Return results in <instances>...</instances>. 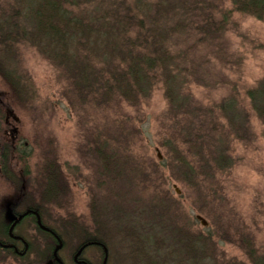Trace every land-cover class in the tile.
Listing matches in <instances>:
<instances>
[{"label": "rangeland", "instance_id": "374dc122", "mask_svg": "<svg viewBox=\"0 0 264 264\" xmlns=\"http://www.w3.org/2000/svg\"><path fill=\"white\" fill-rule=\"evenodd\" d=\"M10 1L15 4L0 0V22L12 11ZM211 1L218 4L226 33L206 47L198 36L175 37L188 52L186 67L200 76H188L183 92L190 98L186 113L170 111L161 84L138 109L125 101L105 106L91 96L82 99L66 70L35 45L25 38L8 42L0 35L3 224L9 221L8 205L20 199L46 200L44 169L55 163L62 172L60 189L50 202L40 203L47 219L59 232L71 233L75 219L97 228L96 207L106 217L112 215L113 223L103 225L112 264H128L126 244L118 241L126 227L164 245L156 257L169 264L174 258L179 262L176 254L188 259L177 248L185 242V232L201 238L210 254L200 250V264L264 260V121L247 95L264 79V22L236 10L231 0ZM108 3L92 0L88 5ZM8 73H15L20 84H10ZM231 100L236 115L225 111ZM234 118L243 123L239 131L230 123ZM6 145L12 149L2 154ZM219 153L224 157L218 163L214 157ZM16 232L37 245L44 242L30 217ZM67 241L59 254L64 264H75V248ZM100 253L92 245L83 257L99 264ZM0 264L24 262L7 255Z\"/></svg>", "mask_w": 264, "mask_h": 264}, {"label": "trees", "instance_id": "16d2710c", "mask_svg": "<svg viewBox=\"0 0 264 264\" xmlns=\"http://www.w3.org/2000/svg\"><path fill=\"white\" fill-rule=\"evenodd\" d=\"M13 2L15 4L11 1L9 3L12 11L5 14L0 22V35L5 41L12 42L11 40L18 41L25 38L47 58L54 60L66 70L74 89L82 99H89L91 96L92 100L100 99L105 106H111L113 102L125 101L127 105L138 109L152 95L153 87L161 84L164 96L170 104V111L186 113L190 98L184 97L183 92L186 82L189 81L188 76L195 75L196 79L200 76L195 73V69L186 67L188 52L178 46L179 42L175 37L194 35L198 36L197 41L201 44L206 43L211 46L217 37H221L227 31L224 19H219L216 10L218 4L214 5L211 0H130L125 4L123 0H109L107 6L101 4L89 6L92 0H15ZM231 2L236 10L264 22V0H231ZM223 14V17H228L226 12ZM1 41L3 42V39ZM14 74L8 73V81L15 87L20 82ZM4 75L6 76L7 73L4 72ZM247 95L257 116L264 121V79L258 86L249 90ZM233 104H235L234 100L226 103V113L228 111L230 115H236V107ZM224 118L229 117L225 115ZM229 120L239 131L243 125L242 121L235 118ZM9 149L12 148L6 145L5 150ZM223 157V153H219L214 159L219 163L223 161ZM44 175L46 179L43 181L42 189L46 200L43 199L40 203L50 202L51 196L60 189L59 176L62 172L59 166L50 163L46 165ZM40 203L35 199L28 200L22 203L23 206L20 204L14 209L39 210L42 223L55 230L64 244L69 239L75 249L89 242H102L108 248L109 241L105 236L103 225L113 220L112 215L106 217L103 211L96 207L94 221L97 228H91L84 221L75 219L73 226L69 223L73 228L72 234L64 233L59 232L61 229H56L57 227L49 222L45 215L46 207ZM37 230L45 236L44 242L42 245H37L28 240L30 247L21 258L24 264H45L52 255L55 244L59 242L58 238L51 236L46 230L39 227ZM75 230L80 232L75 233ZM110 230L120 234V230L111 228ZM184 234L185 242L178 243L177 248H182L188 259L185 260L176 254L179 262L174 258L171 264H200L202 255L200 250L206 252L204 244L200 241L201 238L192 232ZM121 236L118 241L120 244H126L128 264L170 263L156 257V254L159 255L158 250L163 251L165 246H157L148 236L132 231L129 227L125 228ZM6 239H8L7 228L0 221V241L4 243ZM92 245L101 252L99 264H102L105 257L103 246L91 244L85 249ZM171 252H175L173 246ZM7 255L16 257L15 253L0 247V259H5ZM211 256L216 258V254ZM108 264H112L111 253ZM259 264H264V260Z\"/></svg>", "mask_w": 264, "mask_h": 264}, {"label": "flooded vegetation", "instance_id": "af4514ba", "mask_svg": "<svg viewBox=\"0 0 264 264\" xmlns=\"http://www.w3.org/2000/svg\"><path fill=\"white\" fill-rule=\"evenodd\" d=\"M8 122V121H7ZM8 124V123H7ZM2 154H8V150H5V151H2ZM5 159L8 158V156H5L4 157ZM6 163V162H5ZM7 164V163H6ZM20 204H22L21 202V199L20 200H17L16 201V205H12L13 208H15L16 206H19ZM15 206V207H14ZM25 211L27 210H24V211H16L14 209V213L19 216L21 214H23ZM39 211V210H38ZM39 215L35 214V213H32L30 212L28 215H26L23 219H21V221H19V223H17L14 227V230L13 231H10V228H11V225H12V221H8L7 224H5L6 228H7V233H8V239H6V241L3 243L0 241V247L5 249V250H8V251H11L13 253H15L17 256L19 257H24L25 254H26V251L27 249L30 247V244H29V241L28 239L23 236L21 233L19 232H16V228H18L21 224L22 221H24L26 218L30 217L32 219V221L34 222V225L36 226V228H40V224H39V218H41V213L38 212ZM42 220V219H41ZM53 230V229H52ZM39 232V231H38ZM48 233H50L51 236L57 238V232H55V230L53 231H47ZM38 234V233H37ZM39 236V235H37ZM58 241V240H57ZM64 243V242H63ZM59 244V242H57L55 244V247L53 249V253L52 255L48 258L47 260V264H49V261L50 260H53L54 259V250L56 248V246ZM64 246V244H63ZM78 248L75 249L74 251V254H73V262L75 264H80L79 261L82 257H78L76 258L75 254L77 252ZM86 250V249H85ZM104 250V249H103ZM60 256V254H59ZM60 258L62 259V257L60 256ZM85 258V257H84ZM63 260V259H62ZM52 264H59L58 262L56 261H53Z\"/></svg>", "mask_w": 264, "mask_h": 264}, {"label": "water", "instance_id": "95a60500", "mask_svg": "<svg viewBox=\"0 0 264 264\" xmlns=\"http://www.w3.org/2000/svg\"><path fill=\"white\" fill-rule=\"evenodd\" d=\"M160 156V155H159ZM30 212L35 213L37 215H39V211L35 210V209H29L27 211H25L23 214L17 216L14 213V208L11 205H8V218L10 219V221H12V225L10 228V231H13L15 225L21 220L23 219L26 215H28ZM197 218L202 222L203 225H207L208 221L201 215H198ZM39 224H40V228L46 231H53L52 229H50L49 227H47L46 225H44L42 223L41 218H39ZM58 240H59V244L56 246L55 250H54V259L49 261V264H52L53 261H56L58 263L64 264L63 260L60 258L59 256V251L62 249L63 247V241L60 239L59 236H57ZM90 244H100L103 246L104 252H105V257L103 260V264H107L108 262V255H109V251L108 248L102 243V242H89L87 244H84L83 246H81L80 248H78L75 256L76 258L78 257H82L79 261L80 264H90V262L88 260H86L83 257V252L85 250V248L90 245Z\"/></svg>", "mask_w": 264, "mask_h": 264}]
</instances>
